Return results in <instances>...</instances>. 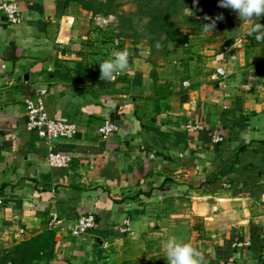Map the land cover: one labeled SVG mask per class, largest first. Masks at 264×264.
I'll return each mask as SVG.
<instances>
[{
    "label": "crops",
    "instance_id": "crops-1",
    "mask_svg": "<svg viewBox=\"0 0 264 264\" xmlns=\"http://www.w3.org/2000/svg\"><path fill=\"white\" fill-rule=\"evenodd\" d=\"M16 3L18 23L0 12V252L47 228L51 212L72 222L90 211L82 237L54 230L47 264H167L172 235L204 264H264V42L250 34L264 16L160 58L135 47L106 82L99 63L120 49L90 52L89 26L62 0ZM28 96L77 125L51 142L67 166L49 165L47 144L25 129ZM104 117L119 128L101 138Z\"/></svg>",
    "mask_w": 264,
    "mask_h": 264
},
{
    "label": "rangeland",
    "instance_id": "rangeland-1",
    "mask_svg": "<svg viewBox=\"0 0 264 264\" xmlns=\"http://www.w3.org/2000/svg\"><path fill=\"white\" fill-rule=\"evenodd\" d=\"M84 1L90 4V9L84 8L78 0L72 1L68 9L89 26V35L94 39L87 41L86 46L94 53L101 52L108 45L109 48L111 46V49H116L111 43L117 36L111 40L108 38L109 41L105 44L101 39L109 33H117L124 39L128 52L135 50V47H143L145 54L154 53L156 58H160L166 50L180 45L177 40L168 38L169 31L175 36L186 34V39L189 40L204 34L201 26L208 23L203 19L205 15L215 17L223 14L224 19L217 21L213 32H218L221 26L242 21L234 11L218 7L219 0H197L195 4L194 0ZM93 8H97V11L93 12ZM103 17L105 21L102 20Z\"/></svg>",
    "mask_w": 264,
    "mask_h": 264
},
{
    "label": "built area",
    "instance_id": "built-area-1",
    "mask_svg": "<svg viewBox=\"0 0 264 264\" xmlns=\"http://www.w3.org/2000/svg\"><path fill=\"white\" fill-rule=\"evenodd\" d=\"M0 12L4 15L7 22L16 24L20 21V11L16 0H0ZM105 21V17L102 18ZM117 38L111 43L114 48L124 50L126 46L117 47ZM216 72L223 74L222 67H216ZM24 127L29 131H33L37 136L47 144L46 161L51 166L65 167L68 165L70 155L52 147V140L59 138H70L77 130L74 122L66 121L61 118L50 116L45 108L43 99L40 96H28L24 99ZM188 128H200L199 124H188ZM119 124L116 120L104 117L97 126V132L101 138H106L110 133L118 130ZM222 137L216 133L212 135L214 141L220 140ZM223 186H227L226 181H222ZM0 203L2 199L0 198ZM95 224V217L90 211L81 212L72 222H66L51 212L46 227L53 230L66 229L71 235L82 237L88 229ZM128 219L125 218L120 225V230H127ZM248 241L243 244H248Z\"/></svg>",
    "mask_w": 264,
    "mask_h": 264
},
{
    "label": "clouds",
    "instance_id": "clouds-1",
    "mask_svg": "<svg viewBox=\"0 0 264 264\" xmlns=\"http://www.w3.org/2000/svg\"><path fill=\"white\" fill-rule=\"evenodd\" d=\"M197 0H194V4ZM218 7L230 9L243 21H254L257 17L264 16V0H219ZM201 26L204 34H212L217 21L224 19L223 14L215 17L204 16ZM243 25V24H242ZM242 27V26H241ZM241 27L236 31L239 32ZM256 34L257 40L264 42V25L256 24L250 34ZM129 65V52L127 49L115 51L110 59L99 63L100 79L106 82L113 81L116 76L125 71ZM167 264H204L205 256L190 242H183L175 235L169 236L163 245Z\"/></svg>",
    "mask_w": 264,
    "mask_h": 264
},
{
    "label": "trees",
    "instance_id": "trees-1",
    "mask_svg": "<svg viewBox=\"0 0 264 264\" xmlns=\"http://www.w3.org/2000/svg\"><path fill=\"white\" fill-rule=\"evenodd\" d=\"M74 0H62L63 7L65 11H69L68 7L71 5V2ZM80 1L81 5L86 8L90 9L91 6L88 2L84 0ZM93 12L97 11V8H93ZM70 12V11H69ZM228 26H221L218 28L219 30L225 29ZM170 35H168L169 39L174 41H178L180 43H185L188 39H186V34H171L172 32L169 31ZM105 33V32H104ZM105 35V34H104ZM114 36H117V47L125 46L124 39L117 33L115 34H107L101 40L106 43L111 40ZM107 37L106 39H104ZM109 38V39H108ZM134 42V41H133ZM131 43V42H129ZM150 49V47H149ZM54 230L45 228L44 230L40 231L39 233L33 234L32 236L28 237L27 239L21 240L18 243L14 244L7 250H3L0 256V264H32L35 260L44 259L46 264L50 260L53 255V248H54ZM5 251V252H4Z\"/></svg>",
    "mask_w": 264,
    "mask_h": 264
}]
</instances>
